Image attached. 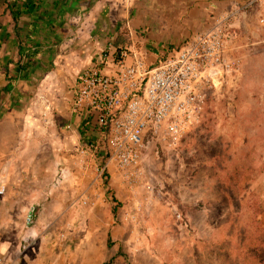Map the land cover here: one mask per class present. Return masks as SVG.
<instances>
[{
    "label": "rangeland",
    "instance_id": "1",
    "mask_svg": "<svg viewBox=\"0 0 264 264\" xmlns=\"http://www.w3.org/2000/svg\"><path fill=\"white\" fill-rule=\"evenodd\" d=\"M161 1L148 5L152 22L160 26L144 30L121 23L113 44L117 41L128 56L135 53L152 62L164 47L171 49L192 33L195 28L188 24L197 13L208 16L203 28L227 16L226 49L239 71L207 91L201 122L180 142L170 146L165 139L145 137L140 158L128 166L109 161L100 171L96 159L87 189H74L73 194L60 150H43L58 156L59 164L39 188L26 186L24 191L30 195L26 205L34 211L46 207L44 216L49 218L58 209V217L42 234L50 227L57 230L59 264H68V246L88 255L84 264H262L264 0H202L197 5ZM162 10L169 20L165 30L157 18ZM12 23L5 0H0V89L7 81L6 70L13 67L9 61L16 58ZM132 41L133 53L128 50ZM115 53L104 66L119 60ZM36 87L33 81L29 97ZM2 93L3 99L10 95ZM28 102L30 98L20 103L19 112ZM15 159L16 154L9 160ZM18 181L9 180L4 189ZM18 242L21 263L27 264L35 243Z\"/></svg>",
    "mask_w": 264,
    "mask_h": 264
},
{
    "label": "crops",
    "instance_id": "2",
    "mask_svg": "<svg viewBox=\"0 0 264 264\" xmlns=\"http://www.w3.org/2000/svg\"><path fill=\"white\" fill-rule=\"evenodd\" d=\"M165 1L172 0L161 2ZM182 1L195 5L204 3L202 0ZM20 2L25 9L20 27L22 33L31 37V40L25 39L26 46L35 47L38 53L25 69L13 64L10 74L17 76V81L12 90L7 92L10 93L8 97L3 99L4 90L0 89V186L5 188L9 180H19L0 193V264H22L18 242L20 238L35 243L34 253L27 264H59L61 241L57 230L50 227L42 234L47 224L58 217V209L52 211L48 218L44 216L46 207L36 211L32 205L27 207L26 200L30 195L24 188H39L42 181L50 177L54 165L59 164L58 156H53L49 150L43 151L46 148L60 150L59 155L65 165L63 173L69 177L73 194L74 189L89 188L93 175L92 165L100 157L95 147L100 149L104 146L105 137L93 119L86 122L81 112L71 110L77 77L84 69L100 63L102 52L108 53V62L113 59L115 45L112 40L119 24L124 23L128 28H139L142 25L144 30H149L153 25L160 26L161 22L156 25L149 15L152 8L148 5H152L155 0ZM200 16L201 13H197L190 19L188 25L195 28L190 35L204 29L202 26L208 16ZM157 18L162 21V26L168 20L163 10L157 13ZM166 28L165 25L164 30ZM16 42L14 62L19 58L17 38ZM134 46L133 41L128 46L132 53ZM163 50H166L165 47ZM131 56H126L125 60L128 61ZM113 62L112 67L101 65L102 71L111 73ZM33 81L37 87L31 98L28 93L33 92ZM18 88H22V91H17ZM13 90L17 91L15 95ZM29 98L25 110L19 112L20 103H26ZM53 113L56 115L52 119ZM18 116L23 117L21 122ZM15 154L16 161L12 162L9 159ZM30 210L32 218L28 221ZM66 249L68 264H84L88 259V255L77 247L68 246Z\"/></svg>",
    "mask_w": 264,
    "mask_h": 264
},
{
    "label": "built area",
    "instance_id": "3",
    "mask_svg": "<svg viewBox=\"0 0 264 264\" xmlns=\"http://www.w3.org/2000/svg\"><path fill=\"white\" fill-rule=\"evenodd\" d=\"M226 18H214L155 61L135 53L126 61L128 51L120 50L111 73L102 71L106 56H101L78 75L71 110L86 122L93 119L105 137L100 149L93 146L100 171L109 161L136 163L145 137L173 146L201 122L207 91L239 71L226 49Z\"/></svg>",
    "mask_w": 264,
    "mask_h": 264
},
{
    "label": "trees",
    "instance_id": "4",
    "mask_svg": "<svg viewBox=\"0 0 264 264\" xmlns=\"http://www.w3.org/2000/svg\"><path fill=\"white\" fill-rule=\"evenodd\" d=\"M236 1L242 3V2H247L248 0H236ZM27 6H28V4H27ZM5 9L9 11V13L12 17V20L14 22L13 31L15 33V36H16L18 42H19V49H18L19 58L15 62L9 61V64L13 63V64L17 65L20 69H25V67L31 61H33V58H35V56L38 53V51L35 47L31 48V47L26 46L25 39L31 40V37L28 36V34L22 33V27H20L22 25V22H23V18H24L23 14H24L25 9H24L22 3L20 2V0H5ZM114 45L117 48V52L115 53L116 54L115 56H116V58L119 59V52H120L121 48L118 47L117 41L114 42ZM166 50H168V49H166ZM23 60H24V63H21ZM6 80H7V82L2 87V90L6 91V92H10L12 90L15 82L17 81V76H14V75L10 74V71H7ZM104 186L106 188H108L107 182H104ZM113 211H114V209H113ZM263 232H262V264H264V233ZM101 264H107V261H103Z\"/></svg>",
    "mask_w": 264,
    "mask_h": 264
},
{
    "label": "water",
    "instance_id": "5",
    "mask_svg": "<svg viewBox=\"0 0 264 264\" xmlns=\"http://www.w3.org/2000/svg\"><path fill=\"white\" fill-rule=\"evenodd\" d=\"M31 218H32V210H30V211L28 212V218H27V220L30 221Z\"/></svg>",
    "mask_w": 264,
    "mask_h": 264
}]
</instances>
